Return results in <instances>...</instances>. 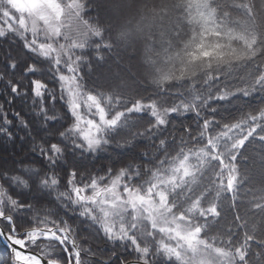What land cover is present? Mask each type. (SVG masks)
Returning a JSON list of instances; mask_svg holds the SVG:
<instances>
[{"label":"snow or ice","instance_id":"1","mask_svg":"<svg viewBox=\"0 0 264 264\" xmlns=\"http://www.w3.org/2000/svg\"><path fill=\"white\" fill-rule=\"evenodd\" d=\"M0 48V264H264V0H0Z\"/></svg>","mask_w":264,"mask_h":264},{"label":"trees","instance_id":"2","mask_svg":"<svg viewBox=\"0 0 264 264\" xmlns=\"http://www.w3.org/2000/svg\"><path fill=\"white\" fill-rule=\"evenodd\" d=\"M3 48H8V45L6 43L3 44ZM14 49L18 50V46L14 45L13 46ZM3 49L0 48V51H2ZM104 160V157L101 156V161ZM252 196H255L257 199H259L261 196H264V188L259 187V186H253L251 189H249V197L251 198ZM228 208V204L227 201L225 202L224 205V210L227 211ZM231 214L229 213V216Z\"/></svg>","mask_w":264,"mask_h":264}]
</instances>
